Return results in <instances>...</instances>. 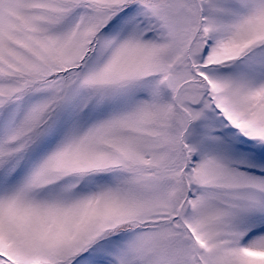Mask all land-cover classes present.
<instances>
[{"label":"snow or ice","instance_id":"obj_1","mask_svg":"<svg viewBox=\"0 0 264 264\" xmlns=\"http://www.w3.org/2000/svg\"><path fill=\"white\" fill-rule=\"evenodd\" d=\"M0 264H264V0H0Z\"/></svg>","mask_w":264,"mask_h":264}]
</instances>
